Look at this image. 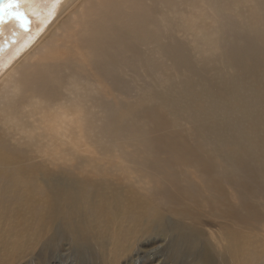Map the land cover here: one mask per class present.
Wrapping results in <instances>:
<instances>
[{"label":"bare ground","instance_id":"6f19581e","mask_svg":"<svg viewBox=\"0 0 264 264\" xmlns=\"http://www.w3.org/2000/svg\"><path fill=\"white\" fill-rule=\"evenodd\" d=\"M18 2L25 26L0 14V188L25 198L44 182L47 209L63 227L73 215L80 226L83 199L93 215L101 209L98 182L49 181L37 158L75 162L96 144L119 151L138 181L135 168L146 175L148 194L174 216L203 200L235 228L264 224V0ZM111 189L126 212L123 191ZM180 225L169 226L176 246L201 241ZM248 256L264 264V234Z\"/></svg>","mask_w":264,"mask_h":264},{"label":"rangeland","instance_id":"374dc122","mask_svg":"<svg viewBox=\"0 0 264 264\" xmlns=\"http://www.w3.org/2000/svg\"><path fill=\"white\" fill-rule=\"evenodd\" d=\"M32 23L31 20L28 21V24ZM34 26L28 28L32 35L39 31V26H35V30ZM44 30L36 33V47L48 35L44 34ZM179 36L175 33L174 38ZM164 39L166 40L162 41ZM164 39L161 41L170 40L166 37ZM162 57L164 59H161L166 60L165 56ZM123 149L127 150L128 147ZM118 153L120 152L105 151L94 144L93 147H85L75 162L58 159V164L53 165L52 158H37L42 167L49 165L46 169L43 168L49 174V181L68 183L80 181V178L88 185L98 182L95 187L101 190L98 192H102L99 203L97 202L101 206V215L99 212L98 215H93L89 208L87 211V201L83 199L81 210L84 215L81 214L80 226L73 215L74 217H66L68 225L63 227L56 214L53 215L48 210L53 207L48 205L44 182L37 184L25 198L12 196L5 187L0 188V264H249L248 243L252 237L264 234L263 223L251 229L247 224L235 228L232 223L226 224L221 218L213 216L203 200L191 207L189 216H174L161 206L159 199L148 194L151 183L147 176L138 173L135 168L141 181L132 177L131 165L120 160ZM105 183L108 184L107 189L104 187ZM108 186L113 187V192L115 188L123 191L121 197L128 209L126 212L114 208L118 205L110 198ZM187 203H180L176 208L181 209ZM149 216L161 218L159 226ZM176 221H179V225L182 223L180 226L185 227L186 231L191 227L187 233L193 231L196 235L198 232L200 237L197 234L196 239L201 238V241L190 246L178 242L176 246L170 240L173 233L169 230V226ZM77 224L79 229L82 227V232L76 238L69 230L70 226ZM232 232H235L232 234L234 246L228 238V234ZM205 243L210 245L209 263L202 257L203 250L207 249ZM173 244L177 251L172 247ZM193 250L199 253L195 254Z\"/></svg>","mask_w":264,"mask_h":264},{"label":"snow or ice","instance_id":"6c2138e0","mask_svg":"<svg viewBox=\"0 0 264 264\" xmlns=\"http://www.w3.org/2000/svg\"><path fill=\"white\" fill-rule=\"evenodd\" d=\"M20 7L18 0H0V14L14 16L21 21V27H23L27 21L24 18L25 14L19 11Z\"/></svg>","mask_w":264,"mask_h":264}]
</instances>
